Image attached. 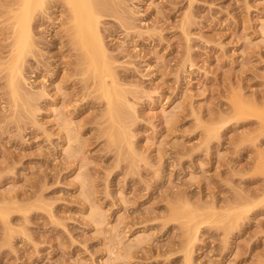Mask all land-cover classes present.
<instances>
[{
    "label": "rangeland",
    "instance_id": "374dc122",
    "mask_svg": "<svg viewBox=\"0 0 264 264\" xmlns=\"http://www.w3.org/2000/svg\"><path fill=\"white\" fill-rule=\"evenodd\" d=\"M21 1L0 0V264H264V0H106L124 135L62 1L32 11L14 101Z\"/></svg>",
    "mask_w": 264,
    "mask_h": 264
},
{
    "label": "bare ground",
    "instance_id": "6f19581e",
    "mask_svg": "<svg viewBox=\"0 0 264 264\" xmlns=\"http://www.w3.org/2000/svg\"><path fill=\"white\" fill-rule=\"evenodd\" d=\"M57 1H62L68 6L71 21L70 35L73 42L82 50L80 60L85 65L84 73L96 79L97 91L107 103V114L111 122L118 126L121 131L120 134L124 135V126L121 121L125 106L124 94H122V90L117 85H114L115 79L112 71L114 68L110 66L107 48L102 39L103 35L101 36V31L98 29L99 18L105 14L107 2L106 0ZM49 3L50 0H22L20 13H16L13 9L10 10L11 13L9 12L8 21L13 23L12 33L14 37L13 42L10 44V57L6 62V68L9 69L7 85L15 102L22 101L27 104V97H30V99L33 97L31 95L25 96L28 94L24 93V95L22 92V70L26 54L29 53L26 48L32 47L33 44L34 46L37 45V43L33 42L35 40L32 37L33 32H31L32 11L34 7H45ZM30 52L33 51L31 50ZM261 112L264 113L263 110ZM115 135L116 133H113L111 137H115ZM114 140H118V138H114ZM182 216V213L174 212L176 219H181Z\"/></svg>",
    "mask_w": 264,
    "mask_h": 264
}]
</instances>
